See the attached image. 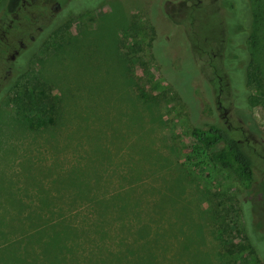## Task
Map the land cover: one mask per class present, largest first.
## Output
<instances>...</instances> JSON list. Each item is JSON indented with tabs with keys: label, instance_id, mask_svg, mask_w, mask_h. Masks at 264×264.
<instances>
[{
	"label": "rangeland",
	"instance_id": "obj_1",
	"mask_svg": "<svg viewBox=\"0 0 264 264\" xmlns=\"http://www.w3.org/2000/svg\"><path fill=\"white\" fill-rule=\"evenodd\" d=\"M96 1L68 0L48 19L41 10L52 12L55 0H26L14 16L0 0V33L13 24L16 44L44 37L14 69L28 57L24 78L50 101L17 109L6 90L7 50L0 58V264H264V0ZM238 27L246 33L244 58L253 60L244 89L258 134L213 76L220 71L243 95L229 47ZM158 51L170 53L184 78L198 72L208 82L218 122L254 161L251 189L196 147L186 111L152 57ZM199 99L206 116L209 101ZM61 221L68 224L39 229ZM71 227L79 230L76 244ZM245 230L257 239L260 261L242 247Z\"/></svg>",
	"mask_w": 264,
	"mask_h": 264
},
{
	"label": "trees",
	"instance_id": "obj_2",
	"mask_svg": "<svg viewBox=\"0 0 264 264\" xmlns=\"http://www.w3.org/2000/svg\"><path fill=\"white\" fill-rule=\"evenodd\" d=\"M99 1V0H97ZM96 1V2H97ZM102 1V0H100ZM6 6L5 9L7 12H15L20 6L21 0H5ZM95 4V3H94ZM93 4V6H94ZM92 6V7H93ZM246 24L250 26L251 24V10L247 9L246 15ZM228 27V25H227ZM257 31V29H256ZM239 40L232 44L231 46L226 45L228 48L231 47L233 50V69L235 73L240 74L242 78V87L251 83L252 75V62L253 60L249 59L247 62V53L245 46V35L244 31H241V27H238ZM45 36V35H44ZM44 37H38L34 42L33 46H40L43 43ZM41 39V40H40ZM37 47V48H38ZM27 53L24 57H27ZM164 57L162 58L161 57ZM241 55V56H240ZM170 53L167 52H155L152 54V57L157 65V69L166 83L168 90L174 95L177 101L180 103L181 107L186 111L188 122L190 123L192 129V136L197 142L198 149L204 155L205 159L219 167L220 169L226 171L228 175L237 182L243 189L249 190L252 188L255 181V164L252 157L245 151L243 145L239 138L235 137L231 129L223 124L218 122L216 114L213 112V107L217 105L219 107V102L215 104V101L207 95V84L208 82L202 78L200 73L195 72L193 77L189 80L183 77L181 72V65L176 62L173 58L169 57ZM246 59H245V58ZM25 65L22 68H16L13 71L12 78L10 82L6 85V90L11 95L10 99L13 104L16 105L17 109L23 111L24 113L31 112L35 107L40 104H48L50 101L48 96L45 94H40V87L34 82V80L25 79L24 76L28 72V57L26 58ZM262 69V66H260ZM222 71L226 74L224 68H221ZM214 79L216 81V86L219 92L224 91V88L231 91V96L234 101V111H237L235 115L240 119L245 126L249 129L250 132L258 134L260 129L257 126L255 118L251 114V100L250 94L244 89L243 95H238L239 91L235 88H230L231 84L228 81L223 80L222 73L220 71L214 72ZM24 79L23 83L22 80ZM230 94V93H229ZM199 96H203L209 101L207 104L208 114L205 116L202 108L200 106ZM227 101L229 100L228 97ZM71 198L73 200H90L89 198L78 197L73 195ZM74 202V201H73ZM243 204V203H241ZM246 207L245 204H243ZM61 226L68 223L65 222H48L39 226V229L49 226V225ZM73 226V225H72ZM74 227V226H73ZM72 228V227H71ZM72 228V242L75 244L79 240ZM76 236V241L74 237ZM144 237V236H141ZM242 238L246 241V245L242 246L243 248L250 249L251 253H254L257 259L260 261L261 258L258 256L256 246H258L257 239L255 235L253 236L247 230L242 234ZM144 239V240H143ZM111 240V238H110ZM147 239L141 238V244L145 245ZM74 244V245H75ZM101 243L98 244L99 246ZM232 247V244H231ZM229 252H232V248H228ZM101 253V251H100ZM99 253V254H100ZM124 257V256H123ZM264 261L263 259H261Z\"/></svg>",
	"mask_w": 264,
	"mask_h": 264
},
{
	"label": "flooded vegetation",
	"instance_id": "obj_3",
	"mask_svg": "<svg viewBox=\"0 0 264 264\" xmlns=\"http://www.w3.org/2000/svg\"><path fill=\"white\" fill-rule=\"evenodd\" d=\"M33 2H35L36 0H32ZM68 0H55L54 4L52 6L49 7L50 10H52V12H49L47 14L46 12V8H43V10H41V15H45L47 16V18L52 19L53 17H57L58 14H61L63 12V10L65 9V2ZM26 0H21L20 2V6L17 8V10L15 12H8L9 14H12L13 16L15 14H17L18 10L25 5ZM64 4V5H63ZM43 25H38L36 31H40L43 29L42 27ZM12 30H17V26L15 27L13 24H9V28H4L2 30V32L0 33V35L2 37H0V58H2L4 55L7 54V50L12 49V53L10 54V56L6 59H4V61H6V73L10 74L13 73V71L16 69H14V66H19V61L21 59V57L23 56V53L32 48L34 45V42L37 40L34 35H28V40L27 42L21 38L17 41V44L14 40V36L12 39H10L9 34L11 33V35H14V33L12 32ZM16 46V47H15ZM220 107V105H219Z\"/></svg>",
	"mask_w": 264,
	"mask_h": 264
}]
</instances>
